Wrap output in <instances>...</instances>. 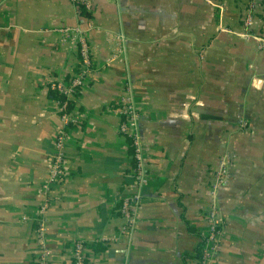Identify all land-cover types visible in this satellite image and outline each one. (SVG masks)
Segmentation results:
<instances>
[{"label": "crops", "instance_id": "crops-1", "mask_svg": "<svg viewBox=\"0 0 264 264\" xmlns=\"http://www.w3.org/2000/svg\"><path fill=\"white\" fill-rule=\"evenodd\" d=\"M88 33L97 70L74 104L66 174L52 185L45 239L52 264H196L189 257L215 205L221 240L212 264H264V48L238 31L248 0H96ZM220 14V15H219ZM71 0H0V264H34L37 218L62 130L46 83L79 70ZM253 32L264 37V3ZM140 111L150 180L132 238L120 236L121 197L136 191L117 99ZM245 124V126H243ZM234 155L229 183L209 177Z\"/></svg>", "mask_w": 264, "mask_h": 264}, {"label": "built area", "instance_id": "built-area-1", "mask_svg": "<svg viewBox=\"0 0 264 264\" xmlns=\"http://www.w3.org/2000/svg\"><path fill=\"white\" fill-rule=\"evenodd\" d=\"M76 8L77 23L74 27L62 30V41H68L78 46L79 70L77 74L68 79L52 76L47 80L51 90L56 91L65 100H56L57 109L62 123V130L56 134L54 139L55 153L52 156V167L47 182L43 185L45 201L39 211L37 218L36 240L38 243V254L34 264H52L51 253L45 239V213L49 206V193L52 185L63 179L66 174V143L67 130L70 127L81 125L82 118L75 111L69 110L70 102L75 101L77 93L82 86L88 84L91 75L97 68L94 58V50L89 42L88 33L91 29V21L97 15L98 3L96 0H71ZM264 0H248L245 9L242 11V22L238 31L219 26L220 31L234 33L249 40L255 39L259 48H264V37L257 36L253 32L254 16ZM220 15V14H219ZM116 111L123 117L118 130L123 137L130 139L132 146L133 164L130 170L135 180L136 191L119 201L118 211L122 215L124 222L120 228V236L132 238L138 221L139 205L142 200V191L146 183L150 180V174L146 168L147 146L144 143L140 131V111L136 105L135 98L131 91L119 97L115 103ZM245 126V124L243 125ZM234 155L224 154L219 165L211 171L209 182L212 194L215 195L225 187L231 178V164ZM206 231L203 235L202 255L195 261L196 264H212L221 240V220L218 216L215 205H211L205 215ZM88 246L81 240H74L70 244L71 256L74 264H88Z\"/></svg>", "mask_w": 264, "mask_h": 264}, {"label": "trees", "instance_id": "trees-1", "mask_svg": "<svg viewBox=\"0 0 264 264\" xmlns=\"http://www.w3.org/2000/svg\"><path fill=\"white\" fill-rule=\"evenodd\" d=\"M78 72V71H77ZM77 74V73H76ZM46 86H47V89H48V92L49 94L53 97V99L56 101V100H65V97L64 96H60L56 91L54 90H51L50 87H49V84L46 83ZM80 90V89H79ZM78 94V93H77ZM74 104H75V101L73 102H70V105H69V110L71 111H74ZM121 120H123V117H121ZM125 138V137H124ZM126 140H127V143H128V148L130 150V153H131V156H132V153H133V150H132V146H131V143H130V139L126 137ZM133 161V159H132ZM134 162V161H133ZM203 242V241H202ZM202 242L200 243V245L198 246L197 250L191 255V259H193L194 261L198 260L201 255H202ZM86 245H88L87 243H85ZM87 260V259H86ZM187 264V263H186Z\"/></svg>", "mask_w": 264, "mask_h": 264}]
</instances>
